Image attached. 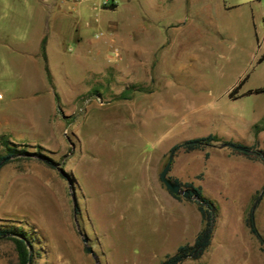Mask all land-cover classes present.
Segmentation results:
<instances>
[{
	"label": "rangeland",
	"instance_id": "rangeland-1",
	"mask_svg": "<svg viewBox=\"0 0 264 264\" xmlns=\"http://www.w3.org/2000/svg\"><path fill=\"white\" fill-rule=\"evenodd\" d=\"M172 1L107 3L97 22L73 31L72 13L47 17L49 1L37 0L44 59L0 58V156L5 140L54 163L31 155L0 167V229L25 232L30 264H94L83 237L98 264H160L192 244L199 222L158 196L159 155L163 165L172 146L208 135L264 152V0ZM202 156L182 157L178 180L201 187L214 223L202 254L176 264H264L245 226L249 213L264 239V164ZM0 264H18L9 240L0 239Z\"/></svg>",
	"mask_w": 264,
	"mask_h": 264
},
{
	"label": "crops",
	"instance_id": "crops-1",
	"mask_svg": "<svg viewBox=\"0 0 264 264\" xmlns=\"http://www.w3.org/2000/svg\"><path fill=\"white\" fill-rule=\"evenodd\" d=\"M36 1L32 0V4H30L29 0H21L24 4V10L21 11L17 8V6H8L5 0H0V58L3 61L11 63V65H20L25 64L26 62L36 63V61L41 57L40 47L41 42H43V53H45V49L49 44V40L46 39V30L47 27H36ZM42 2L49 1L47 6L44 7L48 8L47 13L45 12V8L41 7V12H44L43 17H45V13L47 17H51L53 13V9L56 12H59L61 16H65L68 13H72L75 16V22L72 24L73 31H76L75 27L77 26V22H84L83 24L79 25V27H90V25L94 22L98 21V13L100 11L99 7V0H41ZM174 1V0H173ZM172 1V2H173ZM41 6V5H40ZM91 16V20H89ZM87 17V21H84L83 18ZM45 19V18H43ZM44 21V20H43ZM46 22V20H45ZM84 33V32H83ZM82 31L79 32L77 36V41L80 43L82 41ZM94 36V35H93ZM93 43V41H92ZM128 45L123 46V52L128 54ZM98 48V47H97ZM99 51L96 50L95 54L98 55ZM46 55V54H45ZM114 58L111 59L110 56L105 57V62L110 63L113 62ZM223 148L228 147H214L213 144L211 146H204L200 149H194L188 152L183 151L181 148H178L176 162H175V169L172 170L170 175L167 176L171 179H179L178 173V161L184 156L190 155L194 151H201L202 157L205 162H207L212 155H216L223 160H239L244 165H252L253 163L257 162V160L250 159L242 154L237 153V150L229 149L230 151H224ZM171 149V148H170ZM167 150L168 152L170 151ZM175 151V150H174ZM173 151V153H174ZM163 152L157 158L156 167L152 174V180L155 183V188L157 190V194L162 201H164L167 205L171 206V211L173 212V208L176 211H182L185 213V210H195L194 203L189 204L185 202H179L178 199H175L171 196L169 192L163 187L159 180V172L157 174V169L159 166L162 165L163 160ZM207 155L206 158L204 155ZM165 164V163H164ZM163 164V165H164ZM161 166V168L163 167ZM170 169V166H169ZM168 169V171H169ZM201 174L194 176L195 181H201ZM181 183H191L194 187H199L201 191V187L198 185H194L193 181L185 182L181 181ZM160 185H162L161 188ZM202 194V191H201ZM203 196V195H202ZM197 212V211H196ZM198 213V212H197ZM198 222L199 226L194 232L193 241L195 236L197 235L198 231L201 228V221L200 216L198 214ZM193 243V242H192ZM191 245V244H188Z\"/></svg>",
	"mask_w": 264,
	"mask_h": 264
},
{
	"label": "trees",
	"instance_id": "trees-1",
	"mask_svg": "<svg viewBox=\"0 0 264 264\" xmlns=\"http://www.w3.org/2000/svg\"><path fill=\"white\" fill-rule=\"evenodd\" d=\"M113 7L114 6H111V9ZM43 42L44 41L42 40L40 47L42 59H44ZM239 84L237 86H239ZM236 88L237 87H235L229 95L234 93ZM222 143L223 142L218 141L215 137L208 135L206 137L184 141L181 144L172 146L170 150L174 151L178 148H181L183 151L188 152L194 149H200L204 146H211L212 144L221 145ZM1 144L5 149V154L0 156V167L7 163L10 158L28 159V157L31 155L36 156L37 160H39L49 168H53L54 166V163L51 161V159L42 154H30L24 150L14 149L10 147L5 140H2ZM234 145L245 150V152L236 151L237 153L242 154L250 159L258 160L264 164V152L250 147L239 146L237 144ZM206 156L207 155L205 154L204 157L206 158ZM171 181L179 185L182 189H186L188 191V197L186 198V200H190L191 197L194 198L192 199V202L194 203L196 211L200 216L201 228L195 236V239L191 245L185 244L178 246L175 253L171 256H166L160 264H176L185 259L198 258L208 245L214 223V207L212 206L210 201H208L202 196L199 187H194L191 183H180L176 179H171ZM171 196L175 199H179L178 195L171 194ZM245 226L248 232L257 239L260 246L264 248V239H262L256 232L253 226L252 216L249 213L245 218ZM0 239L9 240L12 243L14 251L16 253V259L18 264L31 263V243L28 240L24 231H22L21 229H0Z\"/></svg>",
	"mask_w": 264,
	"mask_h": 264
},
{
	"label": "water",
	"instance_id": "water-1",
	"mask_svg": "<svg viewBox=\"0 0 264 264\" xmlns=\"http://www.w3.org/2000/svg\"><path fill=\"white\" fill-rule=\"evenodd\" d=\"M220 146L221 147H228V148H231V149L240 151V152H245L244 149H242L240 147H237V146H235L233 144H229V143L221 144ZM172 155H173V150H170L169 153H168L166 162L163 165V167L161 168L158 177H159L160 183L163 185V187L166 189L167 192H169L170 194H173V195H179L181 198L186 199L188 197V191L186 189H182L179 185L173 183L168 178V176H167V172H168V169H169L171 160H172ZM59 173L67 181L68 189H70V184H69V178H68V176L65 173H63L62 171H60ZM70 197H71V201H72V205H73V203H74V196H73V194H71ZM191 199H194V198L191 197ZM72 212L74 214L73 206H72ZM73 222L75 224V228L77 230V234L80 236L81 235V232L78 230L77 224H76V221H75L74 218H73ZM81 242H82V244L85 247V251L93 259L94 264H98L97 259L95 258V256H94L91 248L86 245L87 239L83 237V238H81Z\"/></svg>",
	"mask_w": 264,
	"mask_h": 264
},
{
	"label": "built area",
	"instance_id": "built-area-1",
	"mask_svg": "<svg viewBox=\"0 0 264 264\" xmlns=\"http://www.w3.org/2000/svg\"><path fill=\"white\" fill-rule=\"evenodd\" d=\"M116 1L117 0H99V7L100 6H103V5H105V4H109V5H112V6H114L115 4H116ZM96 36V35H95ZM113 55L115 56V51L113 52ZM113 56V57H114Z\"/></svg>",
	"mask_w": 264,
	"mask_h": 264
}]
</instances>
